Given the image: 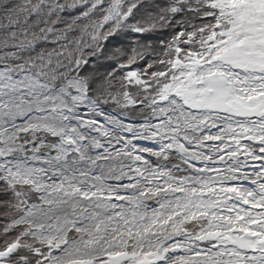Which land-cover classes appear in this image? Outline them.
<instances>
[{
    "label": "snow or ice",
    "instance_id": "obj_1",
    "mask_svg": "<svg viewBox=\"0 0 264 264\" xmlns=\"http://www.w3.org/2000/svg\"><path fill=\"white\" fill-rule=\"evenodd\" d=\"M0 264H264V0H0Z\"/></svg>",
    "mask_w": 264,
    "mask_h": 264
}]
</instances>
